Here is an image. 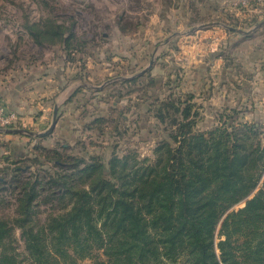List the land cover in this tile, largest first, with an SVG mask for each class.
I'll use <instances>...</instances> for the list:
<instances>
[{"label": "trees", "instance_id": "trees-1", "mask_svg": "<svg viewBox=\"0 0 264 264\" xmlns=\"http://www.w3.org/2000/svg\"><path fill=\"white\" fill-rule=\"evenodd\" d=\"M26 29L40 46L71 47L74 38L69 30L64 40L66 29L50 19ZM165 105L173 132L153 158L54 156V169L26 175L37 158L5 156L0 264H23L16 231L29 264H264V128L225 123L202 132L192 105ZM9 199L15 207L5 214Z\"/></svg>", "mask_w": 264, "mask_h": 264}, {"label": "rangeland", "instance_id": "rangeland-1", "mask_svg": "<svg viewBox=\"0 0 264 264\" xmlns=\"http://www.w3.org/2000/svg\"><path fill=\"white\" fill-rule=\"evenodd\" d=\"M234 13L230 7L220 11L210 0H0V87L9 81L17 86L33 77L35 85H51L60 93L42 123L23 121L18 127L45 133L58 105V122L50 133L30 137L0 128L2 148L7 144L5 136L24 143L18 156L12 150L0 156V169L10 153L15 161L37 158L38 164L24 170L35 174L54 169L50 161L54 156L107 161L124 154H136L138 161L153 158L158 144L173 132L172 114L165 105L169 100L192 105L195 128L202 132L225 123H256L264 128V121L257 119L264 95L258 91V76L251 84L255 85L252 102L245 100L248 76L242 64L231 59L245 44L222 45L219 53L230 58L217 60L210 55L211 38H204L206 48L199 43L204 29L247 28L243 22L235 25L233 20L243 14L235 18L230 15ZM47 19L66 29L64 40L74 33L71 47L66 42L35 43L26 24ZM152 60L151 69L142 73ZM222 61L228 65V75L221 74ZM160 110L163 121L158 118ZM2 176L11 180L5 172H0ZM9 201L1 212L8 214L15 207L14 200ZM45 208L39 216L45 215ZM15 237L21 247L19 260L29 264L19 231Z\"/></svg>", "mask_w": 264, "mask_h": 264}, {"label": "crops", "instance_id": "crops-1", "mask_svg": "<svg viewBox=\"0 0 264 264\" xmlns=\"http://www.w3.org/2000/svg\"><path fill=\"white\" fill-rule=\"evenodd\" d=\"M230 3L231 0H210V4H213L216 8L218 7L220 11L224 9L228 11ZM230 15L235 16V18L240 17L238 16V13ZM238 19L247 27L243 30L240 28V26L238 29L249 31L254 27H248L252 21L256 20L259 23L264 21V6L253 8L251 11H248L247 14H243L242 17ZM200 32L201 38L199 43H201L204 48H206L204 45V38H211L210 44H212L211 47L214 49L210 50V55L212 57H216L217 60H221L224 57H226V60L227 58H230L229 55L223 57V55L219 53L220 47L222 45H229L232 47L233 44H235L234 42H238L237 44H245L243 47H241V51H239L235 57L231 54V59L234 61L238 60V62L241 63L242 67L244 68V73L248 76V78L245 80L247 83L245 84V87L248 88L247 93L249 98H245V100L252 102L255 85L252 87L251 84H253L252 80L256 76H258L259 79L258 91L264 93V26L249 34L235 33L230 30H226L225 28L204 29ZM221 65V74L228 75V65L224 64L223 61L221 64H219V66ZM29 78L32 79L29 80ZM29 78L26 82L24 81L22 84L17 86L15 83H13V81H9L7 84L0 87V103L4 104L9 110L16 112L24 121H27L28 123L32 120L34 122L37 121L42 123L46 118L47 112L49 111V106L51 103L55 102V100H59L60 93L57 87L53 89L50 87V85L47 88H41L40 85H35V83H33V79L35 78ZM258 104L259 107L256 103L253 105L254 107H258L260 111L259 118L257 119L264 121V95L260 97ZM4 140L7 141V144L3 148L0 146V156L6 154L8 151L11 152V150L15 156H18L19 153H17V150H19L20 147L24 145V143H21V141L16 140L11 136H5Z\"/></svg>", "mask_w": 264, "mask_h": 264}, {"label": "built area", "instance_id": "built-area-1", "mask_svg": "<svg viewBox=\"0 0 264 264\" xmlns=\"http://www.w3.org/2000/svg\"><path fill=\"white\" fill-rule=\"evenodd\" d=\"M264 6V0H231L230 8L238 14H247L255 7ZM24 120L14 111L0 103V128H18Z\"/></svg>", "mask_w": 264, "mask_h": 264}, {"label": "water", "instance_id": "water-1", "mask_svg": "<svg viewBox=\"0 0 264 264\" xmlns=\"http://www.w3.org/2000/svg\"><path fill=\"white\" fill-rule=\"evenodd\" d=\"M262 26H264V21L258 23L255 27H253L252 29H250L249 31H243L241 29L238 28H234V27H226V29L235 32V33H240V34H249L253 31H256L257 29L261 28ZM206 27L205 25L201 26V29ZM154 60L151 61L149 67L147 69H145L142 73H145L147 71H149L151 69V67L153 66ZM58 113H59V106H55L54 108V114H53V122L52 125L50 126V128L45 132V133H33L31 131L25 130V129H4V131L6 133L9 134H19V135H28L30 137H34V136H43L45 134L50 133L52 130H54V128L56 127V124L58 122Z\"/></svg>", "mask_w": 264, "mask_h": 264}]
</instances>
